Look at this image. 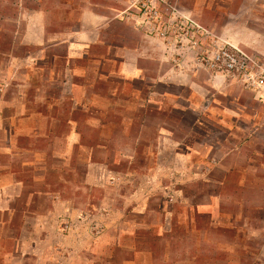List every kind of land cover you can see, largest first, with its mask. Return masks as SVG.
<instances>
[{
    "label": "rangeland",
    "instance_id": "1",
    "mask_svg": "<svg viewBox=\"0 0 264 264\" xmlns=\"http://www.w3.org/2000/svg\"><path fill=\"white\" fill-rule=\"evenodd\" d=\"M36 1L0 0V73L10 68L13 84L25 72L24 67L17 68L21 61L40 49L33 42L17 39L18 3H24L30 13ZM167 1L178 4V0ZM204 1L212 7L206 11V22L195 38L188 35L184 42L215 48L218 35L228 26L242 45L250 40L264 50V0ZM161 9L168 13L163 6ZM159 26L153 34L163 37L168 25ZM29 27L34 34L35 29L27 25L28 35ZM174 30L175 25L169 36L178 45L181 40ZM242 45L239 47L264 60L263 54ZM35 63H30L33 82L37 79ZM57 67L51 57L43 62L45 79L52 78V70L57 71V81L47 89H38L37 82L32 88H23L21 94L14 85L6 91L0 89V189L16 175L27 181L22 192L14 187L8 191L13 197L20 194L11 202L0 197V208L11 209H0L1 247L6 251L13 247L20 225L45 223L70 232L77 226L92 230L90 235L80 232L83 236L77 238L101 243L92 247L84 264H264V166L251 162V169L243 168L250 158L258 161L256 151L264 148V136L238 141L231 145L235 152L217 155L222 164L236 167L230 174L208 164L200 167L203 157L177 152L178 144L194 142L197 132L178 113L165 119L156 108H150V115L145 116L148 88L140 82L115 77L96 81L91 65L79 80L88 88L71 95L61 82L64 59L58 60ZM0 82L6 83L1 77ZM186 116L189 121L194 119L193 113ZM37 126L42 127V135H20L23 128ZM167 131L171 136L162 138L161 132ZM260 156L264 159V154ZM90 162L109 165L102 186L85 184ZM35 189L43 196L34 195ZM137 191L140 201L127 206L126 196ZM59 198L78 212L72 216L61 211L47 218ZM112 225L122 232H98ZM38 235L32 232L29 237Z\"/></svg>",
    "mask_w": 264,
    "mask_h": 264
},
{
    "label": "crops",
    "instance_id": "2",
    "mask_svg": "<svg viewBox=\"0 0 264 264\" xmlns=\"http://www.w3.org/2000/svg\"><path fill=\"white\" fill-rule=\"evenodd\" d=\"M138 1L140 0H39L34 9L29 10L30 13L24 3L19 2L21 11L16 19L19 26L17 39L24 43L33 42L40 49L35 55L29 54L17 67L25 69L19 83L13 84L10 81V68L2 71L0 77L7 84L0 82V89L6 91L7 86L14 85L20 89L21 94L23 88H32L36 82L40 90L49 88L50 84L54 86L57 71L52 70L51 79H45L42 74L43 62L48 57L53 59L56 69L58 60L64 59V70L61 72L64 77L61 82L67 94L75 95L78 89L88 88V85H82L79 80L86 76V66L91 65L97 73L96 81L115 77L140 82L143 87L148 88V96L143 102V107L147 109L145 116L149 114L150 108H156L165 119L171 113H178L197 132L194 142L179 143L177 152H184L185 157L188 154L203 157L198 166L208 164L212 168H225L227 174H230L236 167L222 164L223 160L217 158V155L235 152L231 145H237L238 141L241 143L251 136H264V102L238 80L208 70L201 62V47L198 43L181 41L177 45L171 38L151 33L139 15L136 5ZM175 5L183 16L194 20L201 27L206 22V11L212 8L204 0H178ZM27 25L35 29L34 34H30L29 27L28 35ZM218 38L219 42L242 45L240 37L231 35L228 26L224 27ZM244 43L247 46H242L264 55V50L257 48L252 41ZM48 48L51 49L49 53ZM31 61L38 64L36 82L29 78L30 68L33 67ZM76 102H79L77 98ZM4 104L8 105V102L4 100ZM189 112L194 114L191 121L186 118ZM45 118L42 117L43 120ZM41 131L42 127L39 126L28 127L23 128L20 135L39 136L43 134ZM161 134L162 138L171 136L168 131ZM69 135L72 134H67ZM256 153L259 154L258 161L250 158L248 165L243 166L244 170L252 168L251 162L264 166V159L260 156L264 154V148ZM184 164L188 165L187 158ZM96 170L100 172L96 174ZM108 170L107 163H88L85 184L90 187L102 186L101 182L106 180ZM24 179L16 175L11 183L2 184L0 197L5 196L8 203L19 197L20 194H14L13 197L8 191L14 187V190L22 192L27 184L26 178ZM140 194L137 191L131 197L126 196L127 206L134 200L140 201ZM34 195L42 197L43 193L35 189ZM54 207L55 211H50L47 218L61 211L72 216L78 212L76 208L68 207V202L61 198L54 202ZM0 209L11 211L10 206ZM38 217L43 216L38 214ZM12 229L15 230L14 227H8L9 231ZM16 231V241L12 242L13 247L9 251L0 246L1 264H84L92 247L101 245L98 240L90 241L85 237L77 239L78 236H83L80 232L90 235L92 230L89 227H73L70 232L52 224H23ZM105 231L122 232V229L112 225L98 230ZM32 232L39 235L33 239L29 237Z\"/></svg>",
    "mask_w": 264,
    "mask_h": 264
},
{
    "label": "built area",
    "instance_id": "3",
    "mask_svg": "<svg viewBox=\"0 0 264 264\" xmlns=\"http://www.w3.org/2000/svg\"><path fill=\"white\" fill-rule=\"evenodd\" d=\"M136 5L139 15L145 18L151 33H157L161 29L159 24L164 23L168 26L163 29V37L171 38L170 27L175 25L174 32H177L178 38L183 41L188 35L195 38L202 29L194 20L183 16L176 6L167 0H140ZM162 6L168 13L161 9ZM173 15L175 17H172ZM214 47H201L199 56L205 67L215 74H224L238 80L247 90L255 93L258 99L264 101V60L244 48L226 42L220 44L216 41Z\"/></svg>",
    "mask_w": 264,
    "mask_h": 264
}]
</instances>
